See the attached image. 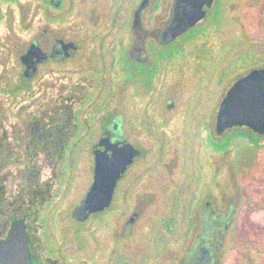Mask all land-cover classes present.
<instances>
[{
	"label": "flooded vegetation",
	"instance_id": "flooded-vegetation-1",
	"mask_svg": "<svg viewBox=\"0 0 264 264\" xmlns=\"http://www.w3.org/2000/svg\"><path fill=\"white\" fill-rule=\"evenodd\" d=\"M37 1L40 9L48 11V21L56 18L51 16L52 11L66 6L68 13L79 8L80 17L78 22L74 18L72 28L64 33L53 30L50 23L43 24L30 42L17 50V79L7 82L4 89L19 112L0 113V243L8 238L14 222L24 220L30 264H44L41 250L47 247L48 236L30 218L29 209L38 214L42 206L50 204L51 212L70 216L69 221L80 225L95 219L103 228L106 216L111 215L112 220L118 216L120 201L133 199L137 185L152 182V177L143 176L147 174L145 170H136L143 164L145 153L156 149L165 154L170 149L175 160L171 164L165 162L162 168L172 175L178 167L176 157L182 134L185 137L191 130V143L187 145L195 153L197 163L199 128H195V133L190 124L199 116L200 50H185L184 42L204 33L209 26L226 21L230 3L210 0L209 5H204L201 19L163 43V34L177 21L176 17H188L204 0ZM194 29L196 32L191 33ZM263 67L251 68L232 83ZM190 80L194 89L188 98L183 92ZM48 88L63 93L60 101L55 104L57 97H52L54 105H43L48 112L37 106L32 113L24 114V93ZM208 115L216 119L214 111ZM9 116L17 120L11 129L6 127ZM207 133L212 136L209 128ZM97 163L118 175L110 202L85 219H76L73 212L88 198ZM25 172L34 188L29 200L18 192L22 187L19 188L17 176L25 177ZM76 178L88 185L72 204L71 183ZM173 179H168L170 183L166 180L161 192H167L169 184L178 185ZM164 180V176L159 178L161 183ZM156 195L141 194L142 202L135 198L138 203L124 224V235L144 207L156 202ZM184 195L162 194L164 204L171 207L164 213V232L168 238L178 221L174 216H180L192 244L183 254L182 245L180 250L164 247L163 264H264V258L247 256L246 251L231 255L236 246L225 240L233 216L231 209L218 214L209 195L196 204V197ZM86 244V240L82 241V248ZM114 248L112 256L102 264H128L129 261L121 262L120 257L114 256L117 242Z\"/></svg>",
	"mask_w": 264,
	"mask_h": 264
},
{
	"label": "rangeland",
	"instance_id": "rangeland-1",
	"mask_svg": "<svg viewBox=\"0 0 264 264\" xmlns=\"http://www.w3.org/2000/svg\"><path fill=\"white\" fill-rule=\"evenodd\" d=\"M67 8L52 11L51 16L56 18L48 21L45 18L48 11L40 9L37 0H22L19 3L0 0V113L15 115L19 112L10 95L4 92L6 83L17 79V50L22 45L26 46L34 34L45 26L43 24L50 23L49 26L57 32H69L74 18L78 22L80 10L74 7L68 13ZM226 13V21L214 27L211 25L204 33L184 42L185 50H200L199 116L190 124V129L193 128L195 133V128H199L197 163L193 158L195 153H191V147L189 149L187 145L191 143V130L185 137L182 134V146L176 157L178 167L172 175L162 168L165 162L171 164L170 161L175 160L170 149L165 154L156 149L145 153L143 164L137 166L136 170H145L147 174L143 176L152 177V182L137 185L133 199L120 201L123 206H120L118 216L113 220L111 215L106 216L103 228L95 219L80 225L69 221L70 216L51 212L50 204L42 206L38 214L29 209L30 218L33 217L40 232L44 231L48 236L47 247L41 250L44 264H102L112 256L116 242L114 256L120 257L121 262L124 259L129 261L128 264H163L166 246L180 250L182 245L183 254L191 246L192 240L187 239L190 233H185L186 226L181 217L174 216L178 221L174 230L168 233V238L164 232V221L167 219L164 213L171 207L164 204L162 194L171 192L184 193V198L196 197L194 204L209 195L213 208L219 210L218 214L228 213L231 209L233 216L225 239L236 246L231 249V255L235 251L240 254L246 251L247 256L264 258V134L258 135L246 127H232L217 133L215 117L210 119L208 115L212 111L216 115L222 97L235 78L251 68L264 66V0H230ZM194 32L195 29L191 31ZM193 85L194 82L188 81L184 97H191ZM24 94L27 99L24 101V114L32 113L37 106L44 111L43 105H54L52 97H57L55 104L60 101V96L63 97V93L50 88L30 89ZM6 123V127L11 129L17 120L15 116H9ZM207 128L213 137L208 136ZM238 129L246 133L234 132ZM161 176L165 177L162 183L159 182ZM171 178L178 185L169 184L167 192H161L160 188L166 185V180L170 183L168 179ZM29 180L27 172L25 177L17 176V182L21 185L19 188L22 187L18 192L28 200L34 192ZM86 183L80 178L72 181V204L84 192L88 185ZM144 193L157 194V200L151 206L146 204L147 207H144L130 231L124 235V224L138 203L135 198H141L142 202L141 194ZM76 228H81L78 233ZM84 239L87 244L82 248ZM164 240L168 243L164 244Z\"/></svg>",
	"mask_w": 264,
	"mask_h": 264
},
{
	"label": "water",
	"instance_id": "water-1",
	"mask_svg": "<svg viewBox=\"0 0 264 264\" xmlns=\"http://www.w3.org/2000/svg\"><path fill=\"white\" fill-rule=\"evenodd\" d=\"M210 0L188 17L177 16L163 36L161 42H168L173 36L187 30L203 17ZM232 127H246L250 131L264 134V67L256 68L236 79L222 97L216 114L215 130L223 133ZM97 163L88 198L74 212L73 217L82 220L91 212L100 211L111 199L115 178L118 176ZM28 236L24 220L13 223L8 238L0 243V264H30Z\"/></svg>",
	"mask_w": 264,
	"mask_h": 264
},
{
	"label": "trees",
	"instance_id": "trees-1",
	"mask_svg": "<svg viewBox=\"0 0 264 264\" xmlns=\"http://www.w3.org/2000/svg\"><path fill=\"white\" fill-rule=\"evenodd\" d=\"M236 128H240V127H236ZM234 132H237V133H246V132H244V131H242L241 129H238V130H236V131H234Z\"/></svg>",
	"mask_w": 264,
	"mask_h": 264
}]
</instances>
